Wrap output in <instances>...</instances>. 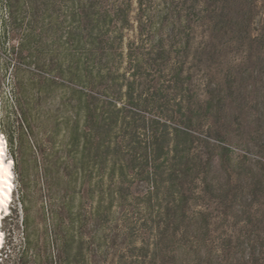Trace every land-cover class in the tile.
I'll use <instances>...</instances> for the list:
<instances>
[{
	"label": "rangeland",
	"instance_id": "rangeland-1",
	"mask_svg": "<svg viewBox=\"0 0 264 264\" xmlns=\"http://www.w3.org/2000/svg\"><path fill=\"white\" fill-rule=\"evenodd\" d=\"M69 1L0 50L24 202L0 264H264V0H91L129 23L80 40Z\"/></svg>",
	"mask_w": 264,
	"mask_h": 264
},
{
	"label": "trees",
	"instance_id": "trees-1",
	"mask_svg": "<svg viewBox=\"0 0 264 264\" xmlns=\"http://www.w3.org/2000/svg\"><path fill=\"white\" fill-rule=\"evenodd\" d=\"M65 0H0V6L3 5L7 15L5 18L0 19V50L8 48L15 56H20L24 51H28L31 43L39 36H42L47 32L43 22L51 17H55V14L61 3ZM91 0H72L68 2V10L70 11L69 18L74 22L73 28L70 33H74L80 40L81 37L86 35L90 38L93 36L95 29L90 28L92 22L94 26L101 24H110L114 22L116 25L124 28L125 23H129L128 10L123 8H116L114 10L98 9L95 10V6L90 3ZM143 0H136L139 7L142 8ZM75 25V26H74ZM97 30V29H96ZM79 34V35H78ZM119 41L122 40L121 32L118 34ZM97 42H93L91 45H99L103 43L104 36L97 35ZM7 45V46H6ZM130 62H132V56H130ZM155 61V60H152ZM150 62V61H149ZM138 66H132V73L136 75ZM0 87L3 84L5 73L10 69L9 64L6 62L0 63ZM11 72L13 76H19L22 70L15 63L11 66ZM177 75V74H176ZM133 84L129 85L128 95L131 97ZM14 112L19 118L20 127H25V122L21 110V104L19 100L14 102ZM0 132L6 137L8 153L10 156L15 157L16 137L13 132L10 131L8 124L5 122V117L0 118ZM78 138L75 135L72 136L71 144L75 145ZM83 147H86V143L83 142ZM160 150V146L157 148ZM79 170L83 171L85 165L84 153L80 155ZM16 161V158H15ZM17 162V161H16ZM152 182V178H150ZM16 198L20 205H23V193L18 195L15 188ZM13 248L8 249L0 253L1 256H5L4 261L12 257ZM3 259H1L2 261ZM63 264H71L69 262H63Z\"/></svg>",
	"mask_w": 264,
	"mask_h": 264
},
{
	"label": "bare ground",
	"instance_id": "bare-ground-1",
	"mask_svg": "<svg viewBox=\"0 0 264 264\" xmlns=\"http://www.w3.org/2000/svg\"><path fill=\"white\" fill-rule=\"evenodd\" d=\"M3 152H4V140L0 137V161H3ZM13 176V171L11 164L9 162L3 161L0 164V207H6L10 209L9 195L12 187L11 177ZM5 180L7 183H5ZM5 197H7L5 199ZM1 239V237H0Z\"/></svg>",
	"mask_w": 264,
	"mask_h": 264
},
{
	"label": "clouds",
	"instance_id": "clouds-1",
	"mask_svg": "<svg viewBox=\"0 0 264 264\" xmlns=\"http://www.w3.org/2000/svg\"><path fill=\"white\" fill-rule=\"evenodd\" d=\"M7 154H9L8 153V150H7ZM11 183H12V187H11V191H10V195H9V204L11 205V203H12V201H13V194H14V191H15V187H14V185H13V178H12V181H11ZM2 222H3V220H2ZM2 222H1V227L3 226L2 225ZM3 230V229H2Z\"/></svg>",
	"mask_w": 264,
	"mask_h": 264
},
{
	"label": "snow or ice",
	"instance_id": "snow-or-ice-1",
	"mask_svg": "<svg viewBox=\"0 0 264 264\" xmlns=\"http://www.w3.org/2000/svg\"><path fill=\"white\" fill-rule=\"evenodd\" d=\"M3 163V161H0V164H2ZM5 183H7V181L5 180ZM7 197H5V199H6Z\"/></svg>",
	"mask_w": 264,
	"mask_h": 264
},
{
	"label": "built area",
	"instance_id": "built-area-1",
	"mask_svg": "<svg viewBox=\"0 0 264 264\" xmlns=\"http://www.w3.org/2000/svg\"><path fill=\"white\" fill-rule=\"evenodd\" d=\"M10 161H12V160H10ZM13 165H12V163H11V167H12Z\"/></svg>",
	"mask_w": 264,
	"mask_h": 264
}]
</instances>
